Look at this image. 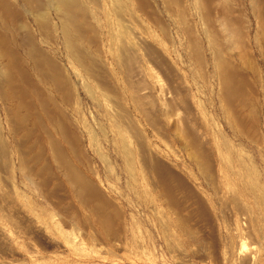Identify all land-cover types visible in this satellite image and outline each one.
<instances>
[{
	"label": "rangeland",
	"instance_id": "374dc122",
	"mask_svg": "<svg viewBox=\"0 0 264 264\" xmlns=\"http://www.w3.org/2000/svg\"><path fill=\"white\" fill-rule=\"evenodd\" d=\"M79 1L88 10L82 59L59 60L78 139L68 158L105 201L81 205L51 155L38 159L32 125L22 130L13 116L22 96L13 63L10 79L0 77V264H264V67L251 93L258 123L231 127L208 56L199 68L161 0H130L125 50L112 0ZM48 18L61 49L56 12Z\"/></svg>",
	"mask_w": 264,
	"mask_h": 264
},
{
	"label": "bare ground",
	"instance_id": "6f19581e",
	"mask_svg": "<svg viewBox=\"0 0 264 264\" xmlns=\"http://www.w3.org/2000/svg\"><path fill=\"white\" fill-rule=\"evenodd\" d=\"M83 2L85 1L0 0V77L4 81L10 79L13 63L17 62L15 64L22 82V87L19 84L21 88L19 93L22 96H17L19 101L15 102L13 112L16 120L22 124V127H17L22 130L24 127L25 130L27 125H32L36 134L33 146L36 144L40 147L38 159L47 152L51 155L53 163L62 171L73 198L81 205L87 201H105L95 185L88 181L68 158L71 153L75 155L77 147L76 150L73 147L78 146V139L75 134L70 136L67 127L69 123L65 108L71 93L66 69L59 60H62V54L64 58L70 57L78 61L82 59L84 50L81 43L84 39L83 32L88 26V10ZM112 3L115 6L113 15L120 32L117 41L123 45L126 44L123 34L126 33V28L122 25L123 21L121 23V14L129 9L131 2L112 0ZM184 3L185 0H161L165 10L176 17L179 31L187 37L189 54L199 68L207 62L205 60L208 56L212 78L218 87L217 99L215 98L221 109L218 113H223L231 127L241 129L248 123L250 126L256 125L259 116L255 111L257 105L253 104L251 93L253 88L255 92L259 91L263 77L260 69L264 67V0H193L188 4L190 9L195 10L193 22L190 21L192 24L188 20V7ZM52 11L56 12L59 21L61 49L55 45V29L48 18V13ZM29 15L31 20L19 23L20 17ZM31 26L34 27L33 30ZM51 29L53 37L49 35ZM48 35L50 40H53V45L47 41ZM37 36H41L42 39L38 40ZM204 42L207 44L206 47ZM3 60H6L5 64L2 63ZM35 79L37 83H34ZM29 91H32V99L28 100H33L37 109L35 114L27 111L31 105L28 103L27 106L24 101V96L26 98ZM213 101L216 104V101ZM30 133L32 134L31 131ZM26 135L28 139V133ZM72 142L76 145L71 146ZM191 150L194 152L192 154H198L196 146L193 145ZM106 204L107 202H101L96 207V211L101 212L102 216L107 210ZM97 213L95 215L99 216ZM108 213L105 214L103 223L102 217L100 221L102 225L111 223L109 216L112 213L109 215Z\"/></svg>",
	"mask_w": 264,
	"mask_h": 264
}]
</instances>
